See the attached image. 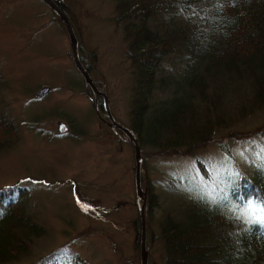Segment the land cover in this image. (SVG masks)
<instances>
[{
	"label": "rangeland",
	"instance_id": "rangeland-1",
	"mask_svg": "<svg viewBox=\"0 0 264 264\" xmlns=\"http://www.w3.org/2000/svg\"><path fill=\"white\" fill-rule=\"evenodd\" d=\"M116 2L58 0L77 41L78 59H91L96 110L103 95L109 115L127 127L132 79ZM182 64L171 55L161 73L178 74ZM78 75L63 26L40 0H0V115L16 131L7 133L15 141L0 147V189H23L26 212L44 229L15 264H46L58 254L85 264H139L133 151L99 122L94 98ZM43 86L49 91L36 99ZM164 96L155 94L151 103ZM59 124L66 127L61 134ZM227 131L236 137L226 141V154L217 140L189 152L140 149L138 176L152 182L157 196L151 216L143 210L147 264H161L157 236L166 215L179 216L192 201L210 200L236 170L250 175L264 162V108Z\"/></svg>",
	"mask_w": 264,
	"mask_h": 264
},
{
	"label": "trees",
	"instance_id": "trees-1",
	"mask_svg": "<svg viewBox=\"0 0 264 264\" xmlns=\"http://www.w3.org/2000/svg\"><path fill=\"white\" fill-rule=\"evenodd\" d=\"M51 1L64 14L58 0ZM115 11L132 79L129 124L124 127L139 150L189 152L217 140L218 148L228 153L226 141L236 135L227 129L264 108V0H117ZM171 55L183 64L178 74L163 75L162 63ZM78 60L91 75V59ZM159 92L165 96L151 103ZM98 101L97 113L108 123L102 99ZM108 129L126 141L120 131ZM223 131L227 133L216 138ZM8 132L13 136L16 131L1 113L0 147L15 141ZM195 166L206 178L198 159ZM145 178L139 176V185L149 216L157 208V196ZM226 185L210 200L192 201L179 216L163 218L157 236L161 264H264V226L248 222L264 215L250 203L264 204V162L250 175L236 170ZM4 189L15 196L0 203V264H15L26 258L30 242L44 229L26 212L23 189ZM138 244L139 223L136 254ZM59 255H50L46 264H85Z\"/></svg>",
	"mask_w": 264,
	"mask_h": 264
},
{
	"label": "water",
	"instance_id": "water-1",
	"mask_svg": "<svg viewBox=\"0 0 264 264\" xmlns=\"http://www.w3.org/2000/svg\"><path fill=\"white\" fill-rule=\"evenodd\" d=\"M48 9L51 11V13L59 20L60 24L63 26L67 38H68V45L70 50V56L71 61L78 72V74L81 76L84 84L88 87L90 90L94 100L92 103V108L94 112L97 115V118L102 123H105L100 116L97 113L95 102H96V95L98 92L95 90L92 81L90 80L88 74L86 71L81 67L79 60H78V50H77V41L74 37L72 28L66 18V16L58 9V7L51 1V0H40ZM49 91L48 87H41L34 95L36 99H40L44 97L47 92ZM103 104L105 105V111H106V118L108 120V123H105L106 126L110 129H117L120 131L125 137L126 142L131 146L133 150V159H134V177H133V185H134V198H135V205L137 208L138 216H139V264H147V250L145 248V238H144V203H145V195L143 191L140 189L139 185V176H138V162L140 160V150L137 144L136 139L132 136V134L122 125L116 123L112 117L109 115L107 108H106V102L103 97ZM66 130V127L64 124H59L57 127L58 133H63Z\"/></svg>",
	"mask_w": 264,
	"mask_h": 264
},
{
	"label": "snow or ice",
	"instance_id": "snow-or-ice-1",
	"mask_svg": "<svg viewBox=\"0 0 264 264\" xmlns=\"http://www.w3.org/2000/svg\"><path fill=\"white\" fill-rule=\"evenodd\" d=\"M15 193L9 189L0 190V203L6 202L10 198H14ZM255 204L261 209V212L264 213V204H256V202H250ZM0 215H3V212L0 211ZM249 223H259L261 226H264V215H261L259 218L250 219Z\"/></svg>",
	"mask_w": 264,
	"mask_h": 264
},
{
	"label": "flooded vegetation",
	"instance_id": "flooded-vegetation-1",
	"mask_svg": "<svg viewBox=\"0 0 264 264\" xmlns=\"http://www.w3.org/2000/svg\"><path fill=\"white\" fill-rule=\"evenodd\" d=\"M104 121V120H103ZM105 123H106V121H104ZM105 123H103V124H105ZM106 125V124H105Z\"/></svg>",
	"mask_w": 264,
	"mask_h": 264
}]
</instances>
